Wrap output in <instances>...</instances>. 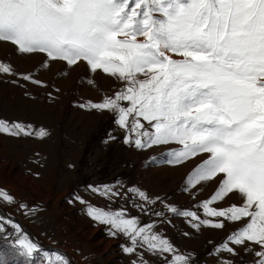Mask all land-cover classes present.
<instances>
[{"label":"snow or ice","instance_id":"6c2138e0","mask_svg":"<svg viewBox=\"0 0 264 264\" xmlns=\"http://www.w3.org/2000/svg\"><path fill=\"white\" fill-rule=\"evenodd\" d=\"M0 42L13 44L19 54H43L44 67L83 62L91 72L119 80L118 91L79 106L113 113L125 130V144L139 149L178 144L169 150L168 163L204 157L182 186L188 191L217 185L199 205L204 215L174 205L168 210L197 230L240 222L216 251L238 256L237 246L253 252L255 244L253 264H264V0H0ZM0 72L16 75L3 61ZM22 78L43 84L30 73ZM88 83L95 87L93 80ZM0 133L50 135L45 128L3 119ZM89 187L107 198L120 195L114 185ZM128 191L145 203L160 200L136 187ZM233 195L242 202L218 206ZM74 199L86 204L89 218L106 225L109 235L127 237L129 255L146 249L163 257L164 264H193L190 255L155 231L154 222L142 223L123 207L92 205L79 195ZM0 201L16 202L2 188ZM7 225L18 233L14 244L20 254L39 256L41 264H53V255L55 264H70L61 253L43 251L10 216L0 215V232ZM143 256L140 252L133 264H150ZM0 261L7 264L3 253Z\"/></svg>","mask_w":264,"mask_h":264},{"label":"rangeland","instance_id":"374dc122","mask_svg":"<svg viewBox=\"0 0 264 264\" xmlns=\"http://www.w3.org/2000/svg\"><path fill=\"white\" fill-rule=\"evenodd\" d=\"M45 60L43 54H19L13 44L0 42V61L10 64L16 73L0 72V119L32 125L37 130L45 128L50 134L39 138L0 133V188L8 190L16 201H0V205L33 232L45 245H40L43 251L61 253L67 258L57 250L63 249L75 264H133L144 252L143 259L150 264H164L163 257L146 249H139L136 255L126 253L124 247L130 245L127 237L120 233L111 236L106 225L90 219L86 204L74 199L79 195L92 205L123 207L142 223L154 222L155 231L168 237L179 253L190 255L193 264H253V252L259 250L255 244L251 245L253 252L237 246L238 256L216 251L232 231L242 226L240 222H226L223 229L205 226L197 230L187 218L168 210L174 205L204 215L199 205L211 197L217 185L182 189L186 177L204 157L174 165L167 162L168 152L180 147L178 144L144 149L125 144V130L115 123L113 113L79 106L89 100L100 101L104 95L118 91L122 83L100 70L91 72L83 62L78 67H68L64 62H50L44 67ZM28 73L43 84L25 81L22 77ZM89 80L95 82V87ZM110 135L115 139H110ZM90 185H114L120 195L107 198ZM132 187L160 200L145 203L128 191ZM241 202L233 195L218 206ZM21 204L28 208L19 207ZM157 212L162 215H155ZM0 215L4 216L1 212ZM17 235L12 225L0 232V253L7 264H41L39 256L19 253L14 244ZM166 255L172 259L171 254ZM44 264H48L47 260Z\"/></svg>","mask_w":264,"mask_h":264},{"label":"water","instance_id":"95a60500","mask_svg":"<svg viewBox=\"0 0 264 264\" xmlns=\"http://www.w3.org/2000/svg\"><path fill=\"white\" fill-rule=\"evenodd\" d=\"M3 215H4L5 217H9V216H10V215H8L7 213H5V214H3ZM10 217L12 218L13 221H15L16 223H18V224L21 226L22 230H23L24 232H26V233L31 237V239H32L34 242H38L39 245H41V246H45V245L41 244V243L35 238L33 232H32L31 230L27 229V228L22 224V222H21L19 219L14 218V217H12V216H10ZM57 249H58L60 252H63V253L67 256V258L69 259V261H70L71 264H75V261L72 259L71 255H70L69 253H67L66 251H64V250H62V249H60V248H57Z\"/></svg>","mask_w":264,"mask_h":264},{"label":"bare ground","instance_id":"6f19581e","mask_svg":"<svg viewBox=\"0 0 264 264\" xmlns=\"http://www.w3.org/2000/svg\"><path fill=\"white\" fill-rule=\"evenodd\" d=\"M237 197H239V196L237 195ZM0 212H1L2 214H5V213H6L5 210L1 208V205H0Z\"/></svg>","mask_w":264,"mask_h":264}]
</instances>
